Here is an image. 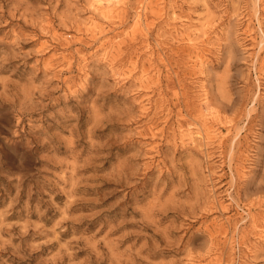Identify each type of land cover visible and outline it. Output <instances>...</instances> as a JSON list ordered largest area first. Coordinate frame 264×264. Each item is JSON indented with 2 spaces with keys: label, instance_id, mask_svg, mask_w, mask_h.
<instances>
[{
  "label": "rangeland",
  "instance_id": "374dc122",
  "mask_svg": "<svg viewBox=\"0 0 264 264\" xmlns=\"http://www.w3.org/2000/svg\"><path fill=\"white\" fill-rule=\"evenodd\" d=\"M0 264H264V0H0Z\"/></svg>",
  "mask_w": 264,
  "mask_h": 264
},
{
  "label": "bare ground",
  "instance_id": "6f19581e",
  "mask_svg": "<svg viewBox=\"0 0 264 264\" xmlns=\"http://www.w3.org/2000/svg\"><path fill=\"white\" fill-rule=\"evenodd\" d=\"M51 64V63H50ZM148 103V102H147ZM147 106V105H146ZM202 122V121H201ZM206 124V123H205ZM227 124H229L228 122H227ZM232 125V124H231ZM228 126H230V125H228ZM178 127V126H177ZM180 128V127H179ZM181 129V128H180ZM204 130V129H203ZM180 131V130H179ZM216 131V130H215ZM211 133V132H210ZM212 134V133H211ZM219 134V133H218ZM213 135H215V134H213ZM220 136V135H219ZM221 137V136H220ZM160 139H161V137H160ZM181 139V138H180ZM206 140V139H205ZM235 145H236V143H235ZM238 146V145H237ZM235 147V146H234ZM207 149V148H206ZM226 210H228L227 208H226ZM220 224V223H219ZM218 224V225H219ZM218 227V226H217ZM212 231V230H211ZM213 232V231H212ZM227 237V236H226ZM215 238V237H214ZM211 240V239H210Z\"/></svg>",
  "mask_w": 264,
  "mask_h": 264
}]
</instances>
